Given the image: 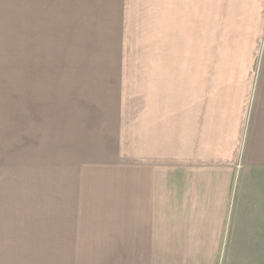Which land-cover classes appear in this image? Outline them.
<instances>
[{
    "label": "crops",
    "instance_id": "obj_1",
    "mask_svg": "<svg viewBox=\"0 0 264 264\" xmlns=\"http://www.w3.org/2000/svg\"><path fill=\"white\" fill-rule=\"evenodd\" d=\"M34 4L0 0V264H264V0H156L149 61L64 116L89 152L7 60Z\"/></svg>",
    "mask_w": 264,
    "mask_h": 264
},
{
    "label": "rangeland",
    "instance_id": "obj_2",
    "mask_svg": "<svg viewBox=\"0 0 264 264\" xmlns=\"http://www.w3.org/2000/svg\"><path fill=\"white\" fill-rule=\"evenodd\" d=\"M155 5L156 0H35L34 38L30 27L23 33L24 41L29 44L32 40L34 57L15 53L18 42L6 56L10 60L16 55L10 65L20 56L25 66H46V111L54 110L57 104L56 114L63 116L66 128L58 124L56 131L47 132L46 147L56 151V145L63 142V149L90 151L89 134L82 138L85 123L76 122L69 131L68 114L83 112L85 117L87 101L113 97V79L121 72L119 68L137 69L142 58L144 65L149 61ZM0 48L4 60L3 42ZM104 158L99 156L100 160Z\"/></svg>",
    "mask_w": 264,
    "mask_h": 264
}]
</instances>
